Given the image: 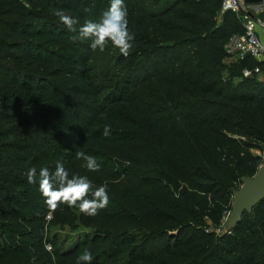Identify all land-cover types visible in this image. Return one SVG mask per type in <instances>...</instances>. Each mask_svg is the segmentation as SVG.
Wrapping results in <instances>:
<instances>
[{
    "label": "trees",
    "instance_id": "trees-1",
    "mask_svg": "<svg viewBox=\"0 0 264 264\" xmlns=\"http://www.w3.org/2000/svg\"><path fill=\"white\" fill-rule=\"evenodd\" d=\"M106 1L0 0V264H76L87 249L92 264H264V200L230 232L213 230L223 228L240 178L260 164L252 150L264 155V80L242 75L264 62L247 55L227 77L220 67L226 41L243 32L240 17L220 14L221 0H165L151 12L145 0H125L128 15L146 21L143 64L167 63L184 98L171 94L157 115L137 113L133 127L105 137L93 130L96 120L135 80L104 92L91 42H74L54 12L83 24ZM187 59L197 67L186 68ZM19 140L27 153L17 159L8 151ZM77 151L96 157L100 171L82 168ZM57 161L70 176L108 184L110 201L98 216L66 205L52 211L38 182L28 183L29 168L54 170ZM9 215L15 226L1 220ZM51 225L81 231L66 244L47 234Z\"/></svg>",
    "mask_w": 264,
    "mask_h": 264
},
{
    "label": "rangeland",
    "instance_id": "rangeland-1",
    "mask_svg": "<svg viewBox=\"0 0 264 264\" xmlns=\"http://www.w3.org/2000/svg\"><path fill=\"white\" fill-rule=\"evenodd\" d=\"M156 1H158V5H154V2ZM156 1L145 0V12H151L162 7L165 0ZM130 2L133 3L132 6H135L137 0H132ZM108 6L109 0H107L88 19L99 20ZM258 18L260 21H264V13L259 14ZM128 20L129 30L134 35V40L132 42L133 47L129 56L124 57L121 55L119 50L112 47L110 43L103 52L96 50L92 51L91 54V64L94 65L104 76L102 78V84L105 86L104 92L112 90V88L115 87L116 82H120L123 78L129 77L130 79L133 78L135 80L134 87L127 92L125 99L123 101H117L116 103H108L105 114L96 120L93 130L100 135H103L104 129L107 125H111L110 136L121 132L124 124L133 127L135 125L137 113H150L157 115L156 113L161 110L164 105H167L168 96L171 94L178 100L184 98V95L180 92L177 85L170 81L164 71L168 68L167 63L157 67L143 64L144 56L148 54L147 50L144 49L146 45L143 43V37H146L145 18L140 17L139 14H129ZM81 41L84 40H77L76 42L79 43ZM185 56L186 55H182L181 59H184ZM235 62L236 59L232 57H225L220 62L222 76H230V67L234 66L233 63ZM184 66L186 68L197 67L195 61L191 59H187ZM138 75H142L143 77L138 80ZM256 78L258 80L264 79V72L257 75ZM22 121L25 122L24 119ZM8 141L12 142L11 140ZM168 141L170 147L175 153L184 161L188 162L185 152L179 145L178 140L169 136ZM23 144L25 143L19 140L15 143V145L19 146L18 150L8 151V153L13 158L17 159L26 156L27 151L23 150ZM88 147H90L89 142L85 144L84 148ZM252 152L260 157V163H264V155H262L259 150H252ZM19 191L20 190L16 191V196H19ZM230 211L228 212L227 217L230 214ZM3 219L6 223H12V226L17 224L14 219L10 218V215L1 218V220ZM213 230L217 235L224 232V228H216ZM80 231V227L72 231L68 227L60 228L57 225H51L48 226L47 234L49 236L56 234L60 240L67 239L66 244H69L72 241H75ZM262 237H264V234H262ZM261 251H264V249H261Z\"/></svg>",
    "mask_w": 264,
    "mask_h": 264
},
{
    "label": "clouds",
    "instance_id": "clouds-1",
    "mask_svg": "<svg viewBox=\"0 0 264 264\" xmlns=\"http://www.w3.org/2000/svg\"><path fill=\"white\" fill-rule=\"evenodd\" d=\"M54 15L66 30L73 33L71 39L90 41L93 51L103 52L109 43L124 57L130 55L134 35L129 30L128 9L125 0H109V6L102 13L99 20L88 19L83 24L77 17L68 14L62 9H57ZM111 125H107L103 135H110ZM76 158L81 160V167L88 172H99L100 164L97 158L83 151L76 152ZM27 181L30 184L38 182L39 191L45 204L52 211L60 205L77 208L79 212L88 217H96L105 209L110 201L108 184L94 185L92 180L85 175H69L63 162L57 161L54 170L41 167L39 171L35 166L27 171ZM118 183L119 181H113ZM91 195V198L89 196ZM46 250L51 251V246L46 245ZM93 253L87 249L76 258V264H92Z\"/></svg>",
    "mask_w": 264,
    "mask_h": 264
},
{
    "label": "built area",
    "instance_id": "built-area-1",
    "mask_svg": "<svg viewBox=\"0 0 264 264\" xmlns=\"http://www.w3.org/2000/svg\"><path fill=\"white\" fill-rule=\"evenodd\" d=\"M220 14L223 12H231L240 17L243 26V32L232 35L228 38L224 45L226 57H232L240 60L249 55L260 61V57L264 56V44L260 43L255 32L254 14L264 12V3L260 5L246 6L240 0H221ZM262 70L259 67L253 69L244 68L242 75L249 77L252 74L259 75ZM227 216L223 217V222Z\"/></svg>",
    "mask_w": 264,
    "mask_h": 264
},
{
    "label": "water",
    "instance_id": "water-1",
    "mask_svg": "<svg viewBox=\"0 0 264 264\" xmlns=\"http://www.w3.org/2000/svg\"><path fill=\"white\" fill-rule=\"evenodd\" d=\"M240 2L246 6H253L264 3V0H240ZM261 200H264V163H260L253 176L241 177L240 185L232 191L231 211L224 222V232H230L240 221L242 213H250L253 206Z\"/></svg>",
    "mask_w": 264,
    "mask_h": 264
},
{
    "label": "crops",
    "instance_id": "crops-1",
    "mask_svg": "<svg viewBox=\"0 0 264 264\" xmlns=\"http://www.w3.org/2000/svg\"><path fill=\"white\" fill-rule=\"evenodd\" d=\"M261 13H264V12H261ZM261 13L254 14L255 32H256V35L260 43L264 44V21H260L258 18V15ZM260 61L264 62V56L260 57ZM262 72H264V69H262ZM261 80H264V79H261Z\"/></svg>",
    "mask_w": 264,
    "mask_h": 264
}]
</instances>
